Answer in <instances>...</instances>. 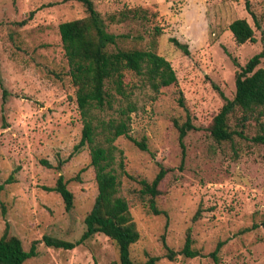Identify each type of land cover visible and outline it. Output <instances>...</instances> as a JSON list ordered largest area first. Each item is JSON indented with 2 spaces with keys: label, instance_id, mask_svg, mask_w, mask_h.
I'll list each match as a JSON object with an SVG mask.
<instances>
[{
  "label": "rangeland",
  "instance_id": "rangeland-1",
  "mask_svg": "<svg viewBox=\"0 0 264 264\" xmlns=\"http://www.w3.org/2000/svg\"><path fill=\"white\" fill-rule=\"evenodd\" d=\"M93 2L107 31L125 35L122 46L147 48L155 42L176 74V82L155 89L145 77L127 72L131 95H115L112 107L94 110L104 127L128 114L130 135L146 142L142 150L123 135L114 141L119 194L140 232L131 258L142 262L157 256L155 264H264V230L257 225L264 220V143L251 139L255 121L241 127L236 109L228 125L246 137L217 142L207 130L234 97V60L244 65L262 47L264 0H250L261 28L245 0ZM134 9L139 16L131 15ZM123 12L129 16L121 17ZM86 15L76 0H0V236L8 227L26 250L37 241L36 256L22 264H119L116 244L99 232L72 249L42 241L44 234L77 240L97 194L89 147L75 149L83 122L58 28ZM237 18L250 23L255 41L234 40L228 26ZM259 66L264 67V58ZM187 119L198 129L180 140L178 126ZM161 167L166 174L156 205L166 215L149 210L139 183L151 181ZM60 174L73 193L69 211L59 193L44 188ZM187 232L200 255L167 259L162 237L180 250ZM219 242L214 259L210 253Z\"/></svg>",
  "mask_w": 264,
  "mask_h": 264
},
{
  "label": "trees",
  "instance_id": "trees-1",
  "mask_svg": "<svg viewBox=\"0 0 264 264\" xmlns=\"http://www.w3.org/2000/svg\"><path fill=\"white\" fill-rule=\"evenodd\" d=\"M76 1L83 3L87 15L63 21L58 28L70 79L75 89L76 104L83 122L80 141L75 145V149L85 145L89 147L90 165L94 168L97 194L91 210L84 218L85 229L77 240L69 241L44 234L42 241L48 247L72 249L99 232L116 244L119 264H155L157 256H148L142 262L131 258L130 247L138 241L140 232L130 213L128 201L119 194L120 182L114 168L117 149L114 141L117 137L125 136L142 150H146L145 139L136 140L130 135L128 114L119 121L108 122L105 128L96 120L94 110L112 107L115 95L124 98L131 95L132 85L126 80L127 72L145 77L155 89L176 82V74L170 62L157 53L155 42L147 48L122 46L120 40L126 38L125 35L107 31L104 19L95 8L93 0ZM245 6L252 14L256 26L261 28L255 13L251 10L250 0H245ZM130 13L133 17L139 16L137 9L130 10ZM128 16V12L121 13L123 18ZM228 28L237 43L255 41L254 29L245 18L234 19ZM157 31L159 32V29ZM170 40L185 54L189 53L186 44L174 37ZM261 44L260 51L252 55L244 65L234 60L238 67L235 73L234 97L222 105L207 126L210 136L217 142L231 141L234 135L246 137L242 131L233 130L228 125L230 114L239 109L241 127H244L246 121L253 119L257 133L251 139L257 143H264V67L259 66L261 59L264 58L262 28ZM178 129L179 138L182 140L189 130L198 127L187 119L178 126ZM99 134L103 135L102 141L98 139ZM165 174L166 169L161 167L151 181L139 180L140 192L148 196V207L154 214L166 215V212L159 210L156 205V197L161 193L158 186ZM11 180L12 176L9 178V181ZM44 188L59 193L64 201L65 210H71L73 193L67 187L62 174L58 176L53 186ZM257 225H261L264 230V220ZM36 243L34 240L28 250L24 249L21 239L10 234L6 227L0 236V264H22L28 258L36 256ZM192 243V237L187 232L182 248L174 250L162 237V244L166 250L165 257L169 260H174L178 254L186 257L200 255L198 250L192 248ZM221 244L219 242L210 253L214 259H217Z\"/></svg>",
  "mask_w": 264,
  "mask_h": 264
}]
</instances>
